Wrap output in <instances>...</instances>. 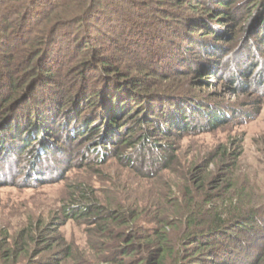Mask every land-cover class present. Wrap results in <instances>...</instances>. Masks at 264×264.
Returning a JSON list of instances; mask_svg holds the SVG:
<instances>
[{
	"label": "trees",
	"instance_id": "obj_1",
	"mask_svg": "<svg viewBox=\"0 0 264 264\" xmlns=\"http://www.w3.org/2000/svg\"><path fill=\"white\" fill-rule=\"evenodd\" d=\"M173 6L203 9L204 14H179L170 9ZM239 7H245V13H237ZM0 15L15 17L21 30L32 25L36 29V34L15 35L25 42L14 53L19 58L26 54L24 68L30 73L20 83L0 73V147L7 141L15 149L36 148L33 169L57 147L53 133L87 146L88 157L94 152L98 162L113 155L133 167L139 163L167 169L175 158L164 140L247 115L208 104L174 83L146 89L141 78L123 73L130 66L163 76L167 72L175 82L223 76L228 59V65L237 61L236 75L226 76L230 83L247 81L257 65L251 55L233 57L242 40L240 34L226 32L221 21H233L235 33L243 27L251 39L264 44V0H0ZM173 17L189 18L197 34L188 38L183 26L169 29L167 24L177 23ZM56 41L57 51L71 46L60 64L82 70L67 87L55 83L63 75L54 68L42 75L35 72L52 56ZM107 45L113 46L110 52H121L118 57L126 68L99 51ZM48 82L57 89L49 93ZM30 101L39 103L35 111L27 108ZM184 178L183 212L175 208L173 214L155 210L146 215V210H113L96 203L81 207L78 214L70 208L66 219L86 221L95 232L90 255L96 262L87 264H262L264 244L256 241V231L263 211L243 210L231 195L205 191L210 182L204 177ZM30 235L21 231L0 264H86L85 252L72 245L54 250L61 239L48 236L39 241ZM44 253L47 258L36 259Z\"/></svg>",
	"mask_w": 264,
	"mask_h": 264
},
{
	"label": "rangeland",
	"instance_id": "obj_2",
	"mask_svg": "<svg viewBox=\"0 0 264 264\" xmlns=\"http://www.w3.org/2000/svg\"><path fill=\"white\" fill-rule=\"evenodd\" d=\"M183 8L173 6L170 9H177L179 14L187 12V14L189 12L204 14L203 9H191L186 6ZM245 9L239 7L236 12L245 13ZM171 19H177V23L167 24L169 29L173 26H183L188 38H193L197 34L189 18ZM3 21L10 23L3 24ZM231 22L228 19L225 22L221 21V24L230 35L240 34L241 47L233 57L241 59L248 54L257 65L247 81L240 79L237 84L230 83L226 76L236 75L237 61L228 65V59L224 64L227 68L223 76L221 74L202 78H177L175 82V76L169 77L167 72L163 76L145 72L146 69L129 70L130 66L128 71L123 73L125 76L141 78L146 89L165 88L174 83L181 91L196 95L208 104L221 105L228 110L247 114L241 118H231L228 122L217 126L211 125L201 130L180 133L164 140V144L171 145L170 150L175 158L167 169L164 165L150 169L139 163L133 167L127 162L119 161L113 155L98 162L94 158V152L88 157L87 146H83L80 142L69 143L66 137L60 138L53 133L51 137L58 145L54 146L55 149L52 147L51 152L44 156L35 170L31 167V158L36 148L15 149L7 141L2 143L0 261L4 252L11 248L18 234L21 231H29L32 233L30 236L39 241L48 236L54 241L61 239L60 243L54 245V250L72 245L76 251L85 252L86 256L83 260L86 259L84 260L86 264L87 261L95 263L94 256L90 255V241L96 238L95 232H92L93 227L79 218L66 219L70 208L78 214L81 207L96 203L113 210H117L118 207L127 210H146V215H152L155 210H165L173 214L175 208L183 212L187 206L186 200L181 196L184 192V177H204L208 183L210 182L204 188L205 191L223 193L225 197L231 195L233 204L242 207L243 210L250 208L262 210V224L257 227L256 241L261 245L264 244V44L251 39L249 33H244L243 27L235 33ZM26 31L36 34L33 25L21 30L20 22L15 17L0 15V35H5V39L0 40V56L3 57L0 59V73L6 72L8 81L12 79L20 83V79H24L30 73L24 68L26 54L24 60L14 53L20 48V44L25 42L23 39H17L15 35H25ZM54 43L52 56L50 58L48 56L47 62L40 64V70L36 68L35 72L37 70V73L42 75L43 70L54 68L56 74L63 75L55 83L60 87L65 85L67 87L68 82L70 84L74 82L82 70L80 71L74 64L62 65L64 60H61V55H68L71 46L62 45L61 51H57L55 49L58 48L57 41ZM112 47L107 45L99 48V51H103L108 57H113V63L118 67L123 66L121 58L119 60L118 57L121 52L117 53L115 50L110 52ZM15 57L17 61L12 63L11 60ZM141 60H144V57ZM48 83L51 85L48 92L57 89L56 84ZM32 101L27 108L35 111L39 103ZM44 105L49 106V102L46 101ZM57 137L61 140L57 141ZM63 140L66 141L62 142ZM152 153L157 154V151ZM148 158L149 161L153 159L150 155ZM231 183L234 187H231ZM231 200L223 202L229 205ZM41 258H47L46 254L36 257V259ZM73 263L72 260L67 262V264Z\"/></svg>",
	"mask_w": 264,
	"mask_h": 264
}]
</instances>
